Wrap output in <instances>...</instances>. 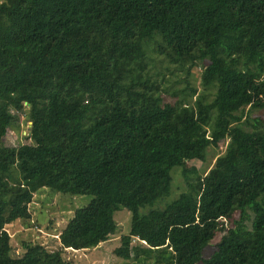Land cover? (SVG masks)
<instances>
[{"label": "trees", "instance_id": "1", "mask_svg": "<svg viewBox=\"0 0 264 264\" xmlns=\"http://www.w3.org/2000/svg\"><path fill=\"white\" fill-rule=\"evenodd\" d=\"M157 33L191 68L207 63L190 104L124 83ZM27 107L31 143L5 147ZM248 107L264 111V0H0V264H67V248L113 238L123 208L131 228L115 253L131 264H264V119L245 123ZM224 140L193 179L187 163ZM175 167L188 189L142 214L170 195ZM44 188L93 199L60 247L26 242L13 256L8 226Z\"/></svg>", "mask_w": 264, "mask_h": 264}, {"label": "rangeland", "instance_id": "2", "mask_svg": "<svg viewBox=\"0 0 264 264\" xmlns=\"http://www.w3.org/2000/svg\"><path fill=\"white\" fill-rule=\"evenodd\" d=\"M151 43L145 45L146 59L139 61L134 66V70L124 78L125 84L133 85L135 89L147 90L161 96L164 101L175 103H192L198 94L205 93L202 86V72L207 63H200L191 68V62L180 61L173 56L174 52L167 42L157 33ZM163 40V41H162ZM191 68V70H189ZM188 84L190 88H188ZM152 86L153 88H148ZM192 89L198 92L194 98L185 95L186 90L192 93ZM207 98L211 101L214 93L208 94ZM27 109L24 111H14L20 119L19 126L10 128L3 139L5 147L18 148L21 145L31 143L30 130L31 120L27 117ZM244 122L254 124L257 119H264V111L253 108H246L243 112ZM250 128H252L250 126ZM228 140L220 142L219 148L209 147L206 153V161H190L187 169L195 179L198 175L204 177L213 168L219 156L224 154ZM195 172V173H193ZM172 189L169 196L156 202L154 205H146L140 208L142 214H147L151 210L165 209L177 200L188 187L183 177L182 170L175 167L172 172ZM93 197L87 195L61 194L51 189L44 188L34 194L33 202L30 204L31 218L20 220L8 226V231L12 235L13 256L20 257L23 254L24 243L40 242L49 249L60 247L59 236L61 231L73 218L76 210L85 208ZM246 222L251 227L253 213ZM239 218V213L235 214ZM116 220L119 228L117 234L109 241L100 244L96 248L87 250L66 249L64 253L67 264H131L134 260H125L118 257L115 250L121 246V237L128 234L131 228L132 214L123 208L116 213ZM234 222L227 220L225 227L230 228ZM227 229V228H225ZM225 229L221 226L216 232L213 240L205 248L203 257L209 258L217 249ZM139 241L134 240V244Z\"/></svg>", "mask_w": 264, "mask_h": 264}, {"label": "built area", "instance_id": "3", "mask_svg": "<svg viewBox=\"0 0 264 264\" xmlns=\"http://www.w3.org/2000/svg\"><path fill=\"white\" fill-rule=\"evenodd\" d=\"M225 220V222L227 221V219H224ZM67 249H72V248H67Z\"/></svg>", "mask_w": 264, "mask_h": 264}, {"label": "crops", "instance_id": "4", "mask_svg": "<svg viewBox=\"0 0 264 264\" xmlns=\"http://www.w3.org/2000/svg\"><path fill=\"white\" fill-rule=\"evenodd\" d=\"M145 244V243H144Z\"/></svg>", "mask_w": 264, "mask_h": 264}]
</instances>
